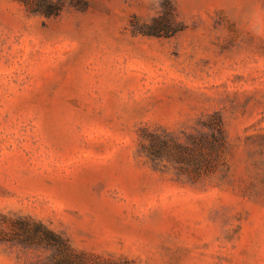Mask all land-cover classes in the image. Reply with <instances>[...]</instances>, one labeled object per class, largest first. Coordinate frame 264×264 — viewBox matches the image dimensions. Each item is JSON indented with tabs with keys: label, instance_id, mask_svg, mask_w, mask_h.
<instances>
[{
	"label": "rangeland",
	"instance_id": "obj_1",
	"mask_svg": "<svg viewBox=\"0 0 264 264\" xmlns=\"http://www.w3.org/2000/svg\"><path fill=\"white\" fill-rule=\"evenodd\" d=\"M54 1L0 0V264H49L25 218L90 261L264 264V0Z\"/></svg>",
	"mask_w": 264,
	"mask_h": 264
},
{
	"label": "trees",
	"instance_id": "obj_2",
	"mask_svg": "<svg viewBox=\"0 0 264 264\" xmlns=\"http://www.w3.org/2000/svg\"><path fill=\"white\" fill-rule=\"evenodd\" d=\"M31 12H36L49 16L55 14L60 9L59 3L54 0H20ZM221 127H218V134L214 133L209 144L212 149L216 148V144L220 139ZM167 141H163V145H158L154 140L151 142V148L148 154L152 158H158L163 154V146L166 148ZM177 143V142H176ZM174 155V154H173ZM181 157V153L176 154ZM13 237L27 244H45L51 249V258L49 264H109L98 259L91 260L86 258L83 253L76 252L60 234L47 228L41 222L32 221L31 219H18L13 222ZM1 233V231H0Z\"/></svg>",
	"mask_w": 264,
	"mask_h": 264
}]
</instances>
